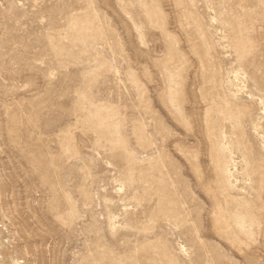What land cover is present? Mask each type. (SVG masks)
<instances>
[{
	"label": "rangeland",
	"instance_id": "rangeland-1",
	"mask_svg": "<svg viewBox=\"0 0 264 264\" xmlns=\"http://www.w3.org/2000/svg\"><path fill=\"white\" fill-rule=\"evenodd\" d=\"M0 264H264V0H0Z\"/></svg>",
	"mask_w": 264,
	"mask_h": 264
}]
</instances>
